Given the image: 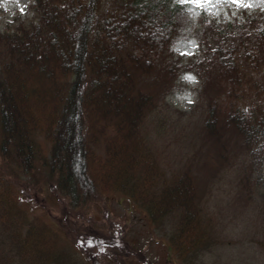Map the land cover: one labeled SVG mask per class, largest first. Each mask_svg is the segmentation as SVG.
Wrapping results in <instances>:
<instances>
[{"label":"trees","instance_id":"obj_1","mask_svg":"<svg viewBox=\"0 0 264 264\" xmlns=\"http://www.w3.org/2000/svg\"><path fill=\"white\" fill-rule=\"evenodd\" d=\"M30 1L28 23L0 30V264H154L123 229L91 222L93 206L115 195L147 213L182 264H206L221 232L211 205L220 167L246 154L236 185L248 201L263 179L264 12L218 19L173 0ZM190 38L196 54L177 55ZM188 71L199 83L198 153L218 167L169 169L152 136ZM259 205L264 230V193Z\"/></svg>","mask_w":264,"mask_h":264},{"label":"rangeland","instance_id":"obj_2","mask_svg":"<svg viewBox=\"0 0 264 264\" xmlns=\"http://www.w3.org/2000/svg\"><path fill=\"white\" fill-rule=\"evenodd\" d=\"M252 2L255 3V0ZM243 10L245 9L233 11L237 14ZM248 11L264 12V5ZM220 12V19H229L231 16L224 7ZM32 15L30 0H0V30L11 24L17 26L23 20L28 23ZM193 40L196 41L193 38L181 40L174 49L180 47L183 50L185 46L191 47L190 42ZM176 54L179 55L178 52ZM188 75L194 76L196 82L185 79ZM198 87L199 83L194 73L184 72L167 97L166 106L161 112L162 123L158 129L155 124L151 125L152 136L169 169L189 163L192 159L198 164L207 161L210 166L218 167L209 151L205 155L198 153L200 150L205 151V148H202L203 140L200 134L202 114L197 106ZM189 100L193 103H189ZM242 155L233 159L231 156L232 164L225 163L221 166L216 179L213 178L212 181L214 196L211 205L214 211L220 213L221 232L217 234L213 248L201 257L206 264H264V250L258 246V241L264 239L262 209L259 205L261 194L264 193V163L261 169L263 179L248 201L238 196L236 185L241 172L240 163L245 158ZM247 174L251 183L258 175L257 172L250 171ZM35 195L34 198V195L28 198V206L34 209L42 208V203L39 202V199L43 200L42 193L38 192ZM89 214L91 222L96 225L105 226L106 229L110 226L123 229L128 241L133 242L135 248L143 252L154 264H182L175 258L165 237L156 230L147 213L132 206L128 201H122L120 196L107 197L100 206L94 205ZM80 220L87 224L85 218ZM81 254L86 255L83 247ZM106 259L108 261L103 264H119L110 256H106Z\"/></svg>","mask_w":264,"mask_h":264},{"label":"snow or ice","instance_id":"obj_3","mask_svg":"<svg viewBox=\"0 0 264 264\" xmlns=\"http://www.w3.org/2000/svg\"><path fill=\"white\" fill-rule=\"evenodd\" d=\"M173 2L181 7H186L188 13L194 17H200L204 14L215 18H219L220 10L225 6L234 7L236 10H249L253 7L264 5V0H255V3L252 0H173ZM21 12H23V9H21ZM232 15L235 16L236 11H233ZM190 44L191 47L185 46L183 50L180 47H176L174 51L178 52L180 56L191 57L196 54L195 49H198L199 45L194 40ZM185 79L190 82H196V78L192 75L186 76ZM189 103H193V101L189 100Z\"/></svg>","mask_w":264,"mask_h":264}]
</instances>
